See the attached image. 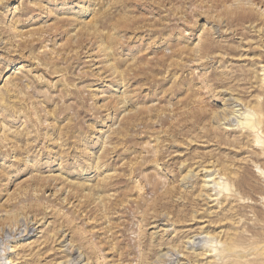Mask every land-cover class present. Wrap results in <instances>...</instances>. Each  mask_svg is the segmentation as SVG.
Masks as SVG:
<instances>
[{"label":"rangeland","instance_id":"rangeland-1","mask_svg":"<svg viewBox=\"0 0 264 264\" xmlns=\"http://www.w3.org/2000/svg\"><path fill=\"white\" fill-rule=\"evenodd\" d=\"M261 104L264 0H0V264L264 263Z\"/></svg>","mask_w":264,"mask_h":264},{"label":"bare ground","instance_id":"bare-ground-1","mask_svg":"<svg viewBox=\"0 0 264 264\" xmlns=\"http://www.w3.org/2000/svg\"><path fill=\"white\" fill-rule=\"evenodd\" d=\"M2 95V94H1ZM3 97V96H2ZM232 104V103H231ZM260 107V108H259ZM258 107V109L257 110H254L255 111V115L256 116H258V120L256 119V120H252L251 118H249V115H246V121L243 123L248 129H251V130H255V129H257L258 131L261 129V133L262 134H264V105L263 104H261V106H259ZM233 113L234 112H231L230 113V115H233ZM224 119H227V120H229V118H227V116H226V114H225V117H224ZM230 121V120H229ZM242 124V125H243ZM257 132V131H256ZM262 134H260V135H262ZM256 136H257V134H256ZM255 136V137H256ZM262 138V137H261ZM260 137H259V135L255 138V142L256 143H258L259 141H260V139H261ZM162 158V155L161 154H159V156H158V159H161ZM188 177V176H187ZM187 177H184L183 178V180H184V182H185V180L187 179ZM218 185V184H217ZM167 194V193H166ZM169 194V193H168ZM171 194V193H170ZM257 219V218H256ZM258 220V219H257ZM29 225V224H28ZM30 226V225H29ZM262 235V234H261ZM243 241H245V240H243ZM259 242H260V240H259ZM190 243V245L192 244V246H194V244L196 245V243L194 242H189ZM233 244V243H232ZM231 244V246L232 247H238L239 245L240 246H242L241 244H239L237 241H236V243H234L233 245ZM257 243H256V247H255V249L253 250L255 253H254V256H256V257H258V256H261V254H260V252L262 251V250H258V248H257ZM244 246H246V245H244ZM248 246V245H247ZM230 247V246H229ZM231 248V247H230ZM230 248H228V249H225V252H232V250L230 249ZM241 249H242V247H241ZM235 250V249H234ZM72 253V252H71ZM168 254V253H167ZM167 254H163V255H160L159 256V259H160V262H162V261H168V256H167ZM234 254H236L235 253V251H234ZM247 257V256H246ZM170 258V257H169ZM2 259V256H1V254H0V260ZM80 259H81V257L80 256H77V257H74V256H71V259L69 260V261H66L65 262V264H78L79 262H80ZM157 261H159V260H157ZM171 261V260H170ZM257 260H252V261H250L249 262V264H264V263H262V262H260V263H257L256 262ZM237 264V263H236ZM241 264V263H240Z\"/></svg>","mask_w":264,"mask_h":264}]
</instances>
